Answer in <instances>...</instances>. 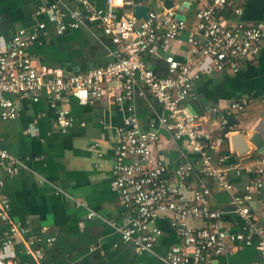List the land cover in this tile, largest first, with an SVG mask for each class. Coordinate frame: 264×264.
<instances>
[{
    "label": "built area",
    "instance_id": "obj_1",
    "mask_svg": "<svg viewBox=\"0 0 264 264\" xmlns=\"http://www.w3.org/2000/svg\"><path fill=\"white\" fill-rule=\"evenodd\" d=\"M76 1L82 8L68 15L58 3L41 7L37 15L52 13L58 35L80 29L87 19L95 21L109 39L111 61L83 73L43 78L31 50L46 36L47 25L42 22L34 30L19 29L0 49V119L13 121L20 117L13 97L38 103L47 93L55 128L67 133L75 124L71 111L62 105L68 96L81 106L98 105L107 99L127 114L124 125L116 131L110 183L123 205L125 220L118 230L122 243L134 246L139 253L152 252L164 234L155 223L168 218L180 244L166 251V264H218L217 260L231 248L245 251L254 247L264 256V227L252 209L264 188V156L248 163L244 158L231 163V152L222 150L226 131L233 132L232 124L246 112L249 100L233 102L220 115L224 136H216L204 128L199 118L185 112L186 103L195 96L197 82L219 74H237L245 60L261 53L264 23L249 25L244 21V0H197L202 7L193 28L185 19L177 18L178 6L149 10L147 18L135 13L116 17L115 10L134 6V0H106L105 8L94 7L90 0ZM185 33L187 52L181 60L171 47ZM153 60L166 64V76H159L150 63ZM148 97L163 110L159 127L174 141L185 143L195 158L170 169L155 154L160 132L155 125L143 130L134 107L135 99ZM211 111L219 112L217 108ZM44 116L41 113L35 117L34 124L38 125ZM100 146L94 143L90 149L101 158ZM21 166L22 161L0 141V264H30L7 256L8 249L30 232L27 224L11 220L12 204L5 190ZM195 177L199 180L197 187L191 182ZM241 177L248 178L242 187L235 183ZM205 179H212L219 190L229 194V211L212 205L213 192ZM78 205L86 206L80 202ZM230 215L240 222L239 231L227 226ZM94 216L92 211L89 218ZM196 222L206 223V227L199 228ZM254 236L258 237L257 243ZM52 243L53 238L44 234L28 237L25 254L34 264H45L44 247Z\"/></svg>",
    "mask_w": 264,
    "mask_h": 264
},
{
    "label": "crops",
    "instance_id": "obj_2",
    "mask_svg": "<svg viewBox=\"0 0 264 264\" xmlns=\"http://www.w3.org/2000/svg\"><path fill=\"white\" fill-rule=\"evenodd\" d=\"M96 8H105L106 0H90ZM132 7L115 10L116 17L135 13L137 5H148V0H134ZM58 3L62 12L81 9L76 0H0V49H3L13 35L21 28L34 30L39 23H46L47 34L41 37L31 53L40 76L50 78L54 74L65 76L87 72L103 67L111 61L110 42L97 23L91 19L75 31L64 35L56 33L53 14L37 15L41 7ZM179 10L188 27L193 28L196 13L202 7L197 0H178ZM244 21L249 24L264 23V0H244ZM177 8V6H176ZM156 4L150 10H163ZM187 34H183L171 47L178 59L186 58ZM154 68L162 61L150 62ZM159 64V65H160ZM195 96L185 106L188 115L199 118L205 129L216 136H224L220 129V115L235 101L249 100V106L237 121L232 131H242L248 141L259 133L264 138V47L261 53L245 60L237 74L224 73L205 77L195 84ZM20 117L13 121L0 119V141L14 157L22 161L18 174L6 184L12 210L10 218L27 224L28 237L43 235L52 237L53 243L45 245V264H166V251L180 240L172 231L168 218H160L156 225L164 234L152 252L139 253L134 246L122 243L119 228L124 224V210L118 194L111 191L113 153L117 142V129L124 125L126 112L118 110L107 99L98 105L81 106L68 96L62 104L75 118L74 126L67 133L60 132L54 125V111L50 97L43 93L41 101L13 97ZM134 107L143 130L155 125L160 132V141L155 145V154L163 158L170 169L177 168L189 158H195L183 142H176L159 127L162 108L151 98L135 99ZM217 108L218 114L212 113ZM45 116L38 125L34 119ZM84 124V126H82ZM31 129L29 134L25 131ZM226 134V133H225ZM223 151L231 152V163L240 159L244 163L264 156L254 147L253 153L240 157L233 153L230 140ZM100 143V158L90 145ZM247 177L235 179L243 186ZM197 187L199 180H191ZM213 192L211 203L214 207L229 211L230 196L219 190L212 179H205ZM78 202L86 204L79 206ZM257 222L264 227V188L252 203ZM96 216L89 218L91 212ZM227 226L239 231L240 222L230 215ZM199 228L206 223L196 222ZM19 239L8 249L7 256L21 262L34 264L25 254L27 239ZM254 242L258 237L254 236ZM218 264H264V256L257 248L238 251L231 248L217 260Z\"/></svg>",
    "mask_w": 264,
    "mask_h": 264
},
{
    "label": "water",
    "instance_id": "obj_3",
    "mask_svg": "<svg viewBox=\"0 0 264 264\" xmlns=\"http://www.w3.org/2000/svg\"><path fill=\"white\" fill-rule=\"evenodd\" d=\"M178 0H148V5H137L135 7V14L138 17L147 18V13L151 9L152 6L156 4H161L164 9L170 10L174 9L177 5ZM189 6L188 3H185L181 7L178 6V9L181 10L185 7ZM177 18L184 20L185 17L183 15L178 14ZM237 124L233 122L232 125ZM227 137L230 140V145L233 153H237L240 157H247L253 153L254 147L258 149V152L261 154L264 152V138L256 133L253 137L248 141L246 138V134L242 131H226Z\"/></svg>",
    "mask_w": 264,
    "mask_h": 264
},
{
    "label": "trees",
    "instance_id": "obj_4",
    "mask_svg": "<svg viewBox=\"0 0 264 264\" xmlns=\"http://www.w3.org/2000/svg\"><path fill=\"white\" fill-rule=\"evenodd\" d=\"M158 65L157 68H155L157 70V73L159 74V76H166L167 75V68L163 67V65H160L158 63H156Z\"/></svg>",
    "mask_w": 264,
    "mask_h": 264
},
{
    "label": "rangeland",
    "instance_id": "obj_5",
    "mask_svg": "<svg viewBox=\"0 0 264 264\" xmlns=\"http://www.w3.org/2000/svg\"><path fill=\"white\" fill-rule=\"evenodd\" d=\"M153 7V6H152Z\"/></svg>",
    "mask_w": 264,
    "mask_h": 264
}]
</instances>
